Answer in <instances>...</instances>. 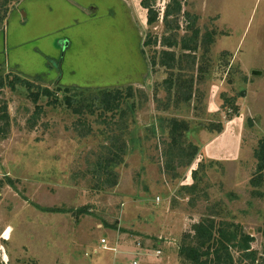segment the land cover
I'll use <instances>...</instances> for the list:
<instances>
[{
  "label": "rangeland",
  "instance_id": "rangeland-1",
  "mask_svg": "<svg viewBox=\"0 0 264 264\" xmlns=\"http://www.w3.org/2000/svg\"><path fill=\"white\" fill-rule=\"evenodd\" d=\"M167 1L161 0L162 10ZM182 2L201 33L215 35L202 80L196 75L198 97L188 106L174 103L162 88L164 70L151 66L160 48H145L146 36L169 34L162 21L147 26L140 0L7 6L0 81L18 76L58 99L49 105L52 100L40 97L36 110L24 88H0V109L5 105L8 115L7 127L0 121V248L7 264H131L133 257L121 253L136 250L143 252L140 264H180L182 235L210 215L252 236L264 264V180L257 188L262 197L250 185L254 151L264 139V0ZM57 88L76 99L115 90L123 96L115 117L96 102L99 109L86 113L81 129ZM231 98L236 113L222 109ZM120 111L125 125L118 129ZM173 119L188 127L185 154L189 144L198 148L189 167L185 157L177 160L178 151L167 155ZM112 135L125 143L123 162L113 169L116 185L92 190V167L105 157ZM52 208L63 212L44 211ZM81 208L86 213L78 215ZM157 237L165 252L156 258L150 240ZM101 239L117 244L124 259L100 250ZM101 255L111 260L98 262ZM3 259L0 254V264Z\"/></svg>",
  "mask_w": 264,
  "mask_h": 264
},
{
  "label": "trees",
  "instance_id": "trees-1",
  "mask_svg": "<svg viewBox=\"0 0 264 264\" xmlns=\"http://www.w3.org/2000/svg\"><path fill=\"white\" fill-rule=\"evenodd\" d=\"M20 0H0V24L6 18V8L11 3L19 2ZM161 0H140V6L146 12V24L152 27L162 21L165 27V33L160 40L151 35L146 36L143 43L145 48L159 47L160 50L154 53L151 57L150 63L152 68L158 67L164 70L166 78L162 81V88L164 92L171 97L174 95V103L183 104L188 106L195 98L197 99L196 77L197 74L202 75L205 73V68L202 67L204 62L205 66L208 61L207 55L210 51V46L214 42L213 32L201 33L197 27L198 18L189 15L183 11L184 3L182 0H168L164 5V9L160 8ZM183 32L182 35L179 32ZM176 50L179 54L176 53ZM189 74V75H188ZM188 75V76H187ZM8 87L14 91L16 87H22L26 90L28 97L31 99L35 106L40 97H45L49 100L48 104H58V99L53 95L52 90L47 88H40L32 82L14 76L7 83L0 81V88ZM65 91L63 98V105H65L71 113L80 118L78 128L83 129L86 127V121L82 122V118L87 114H94V110L101 109L103 113H111L112 117L120 109V102L122 100V93L118 90L115 91H102L99 98L89 97L88 99H76V95H69L71 90L57 88L56 91ZM127 98H131L132 90L128 89ZM68 94V95H67ZM55 97L54 100L51 99ZM99 104L96 108L95 103ZM36 110H40L38 106ZM222 109L232 110L233 113L238 111L235 100L227 99L222 104ZM0 121H4L5 127L8 126V115L6 106L0 109ZM3 112V113H2ZM101 116V115H99ZM120 125L118 129L125 125L124 113L119 112ZM170 130L169 137L171 139L170 151L167 155L173 157L171 151H178L177 160H183L185 157L186 163L181 166L189 167L194 157L197 155L195 146L189 144L188 152L182 148V138L188 131V127L184 121L171 120L169 122ZM1 132V129H0ZM217 132H222V126L218 125ZM106 155L103 158H97L95 165H93V177L95 178L96 186L92 190H106L107 188L114 187L117 182V175L113 172L115 166L123 162V155H125V143L121 135H112L110 137L109 146L106 148ZM187 156V157H186ZM254 158L257 162L255 173L252 177L250 185L255 188V196L262 197L257 188L262 185L264 180V139L258 142L254 151ZM193 171V176H195ZM188 190L191 187H185ZM190 188V189H189ZM194 188V186H193ZM87 209V208H86ZM85 208H81L78 215L86 213ZM50 213L63 212L60 209H44ZM152 241V250L160 251L164 255L165 248L163 245L164 240L157 237ZM254 238L246 233H243L239 225H234L231 222L216 221L210 215L201 218L197 223L190 226V231L182 235V240L177 248L176 256L180 264H261L260 256L256 251L251 248V243Z\"/></svg>",
  "mask_w": 264,
  "mask_h": 264
},
{
  "label": "crops",
  "instance_id": "crops-1",
  "mask_svg": "<svg viewBox=\"0 0 264 264\" xmlns=\"http://www.w3.org/2000/svg\"><path fill=\"white\" fill-rule=\"evenodd\" d=\"M111 246H112V247H109L110 249H106V250H109V251L113 252V256H115L118 260L122 261L124 258H119V256H121V254H126L127 257H128V256H132V257H133L132 263H133V262H137V264H140V263H139L140 260H139V259L136 260V258H137L138 256H140V254L143 253V252H140V251H137V250H136V251H133V252L128 251V252H122V253H121L119 247H117V244H114V245L111 244ZM99 248H100V250L106 251V250L102 249L101 246H100ZM93 253H97V250L94 249ZM120 253H121V254H120ZM105 258H106V260H105ZM103 260H105V262H107L108 260L110 261L111 259L108 258L107 255H101L100 257H98V262L103 261ZM132 263H131V264H132ZM95 264H96V263H95Z\"/></svg>",
  "mask_w": 264,
  "mask_h": 264
},
{
  "label": "built area",
  "instance_id": "built-area-1",
  "mask_svg": "<svg viewBox=\"0 0 264 264\" xmlns=\"http://www.w3.org/2000/svg\"><path fill=\"white\" fill-rule=\"evenodd\" d=\"M158 200V199H157ZM100 246H101V248L102 249H104V250H106V249H110L107 245H106V240L105 239H101L100 240ZM4 250H3V248L1 247L0 248V254L2 255V257L4 258L3 260H4V263L5 264H7L8 262H7V259L5 258V255H4V252H3ZM153 257H159L160 255H161V252L160 251H155V252H153ZM5 259H6V261H5ZM132 264H137V262H133Z\"/></svg>",
  "mask_w": 264,
  "mask_h": 264
}]
</instances>
